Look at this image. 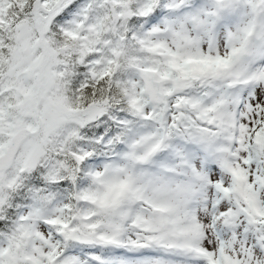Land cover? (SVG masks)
<instances>
[{"label":"snow or ice","instance_id":"6c2138e0","mask_svg":"<svg viewBox=\"0 0 264 264\" xmlns=\"http://www.w3.org/2000/svg\"><path fill=\"white\" fill-rule=\"evenodd\" d=\"M0 264H264V0H0Z\"/></svg>","mask_w":264,"mask_h":264}]
</instances>
